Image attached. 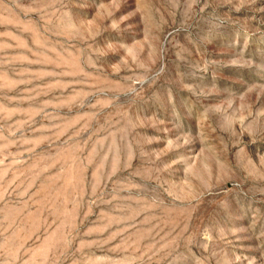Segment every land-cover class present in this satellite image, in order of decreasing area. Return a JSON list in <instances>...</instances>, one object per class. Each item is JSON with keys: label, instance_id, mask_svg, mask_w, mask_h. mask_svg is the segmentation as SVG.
<instances>
[{"label": "rangeland", "instance_id": "obj_1", "mask_svg": "<svg viewBox=\"0 0 264 264\" xmlns=\"http://www.w3.org/2000/svg\"><path fill=\"white\" fill-rule=\"evenodd\" d=\"M0 264H264V0H0Z\"/></svg>", "mask_w": 264, "mask_h": 264}]
</instances>
